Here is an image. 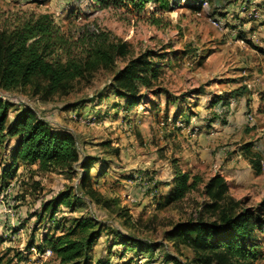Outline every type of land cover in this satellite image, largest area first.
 I'll return each mask as SVG.
<instances>
[{"label": "rangeland", "instance_id": "1", "mask_svg": "<svg viewBox=\"0 0 264 264\" xmlns=\"http://www.w3.org/2000/svg\"><path fill=\"white\" fill-rule=\"evenodd\" d=\"M166 1L161 7L150 0L136 12L125 0L105 7L91 0H0L1 19L49 13L64 33L100 32L128 49L65 94L44 99L29 85L0 89L8 103L6 125L25 106L51 127L68 130L80 159L91 162L90 186L113 201L104 207L88 200L78 188L79 166L44 171L19 163L13 175L0 179L2 264H58L49 250L38 248L41 237L64 234L85 219L98 234L90 264H194L188 247L164 235L199 217L210 176L219 173L242 206L264 201V0ZM147 51L159 75L149 87L137 85L140 99L130 104L115 92L111 77ZM12 143L0 138V172ZM245 143L251 144L247 152ZM245 154L259 157V174ZM174 168L198 175L201 183L163 206ZM62 192L71 195L70 206L58 205L52 224L43 207ZM89 230L72 237L84 238ZM256 237L252 264H264V227ZM127 239L151 247L125 250L120 241Z\"/></svg>", "mask_w": 264, "mask_h": 264}, {"label": "trees", "instance_id": "2", "mask_svg": "<svg viewBox=\"0 0 264 264\" xmlns=\"http://www.w3.org/2000/svg\"><path fill=\"white\" fill-rule=\"evenodd\" d=\"M93 6L105 7L122 0H91ZM136 12L141 11L150 0H125ZM161 7L166 0H155ZM128 54L125 41H109L104 33L93 31L77 36L64 33L49 13L10 14L0 18V89L10 90L18 86H32L34 94L48 98L65 94L73 83L90 74L98 67H109L116 59ZM143 52L130 58L111 77L118 96L130 104L137 102V85L149 87L157 79L160 67ZM8 103L0 97V138L13 139L8 161L0 172V179L13 175L19 163L37 164L44 171L53 169L71 170L79 166L81 174L78 188L96 204L109 207L113 201L105 199L88 180L90 160L80 159L73 135L66 129L53 128L37 117L32 109L22 106L6 125ZM250 143L242 149L247 152ZM254 174L260 173L259 157L245 154ZM201 179L196 174L174 168L167 181L168 191L162 196L163 206L181 200L193 190ZM228 183L219 174L210 176L202 186L206 198L197 219L177 223L165 233V239L188 247L193 253L194 264H252L257 258L259 242L256 230L263 229L264 201L255 207L242 206L241 201L227 193ZM70 194L62 192L45 205L43 215L53 223V213L58 205L70 206ZM78 197V196H77ZM121 215L124 212L120 210ZM206 213V217H203ZM39 217V215H38ZM56 224V223H55ZM89 220L74 223L66 233L41 237V250H49L58 264H90L88 253L96 233ZM90 229L84 238L72 237L77 231ZM125 250L138 247L139 251L151 247L140 241H120ZM0 264L2 257L0 255ZM7 264V263H4ZM97 264H109L97 261Z\"/></svg>", "mask_w": 264, "mask_h": 264}]
</instances>
